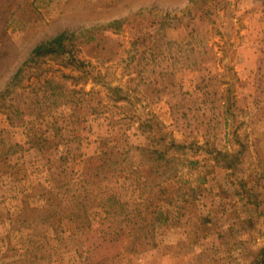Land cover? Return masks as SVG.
Masks as SVG:
<instances>
[{"label": "rangeland", "instance_id": "374dc122", "mask_svg": "<svg viewBox=\"0 0 264 264\" xmlns=\"http://www.w3.org/2000/svg\"><path fill=\"white\" fill-rule=\"evenodd\" d=\"M262 248L264 0H0V264Z\"/></svg>", "mask_w": 264, "mask_h": 264}, {"label": "trees", "instance_id": "16d2710c", "mask_svg": "<svg viewBox=\"0 0 264 264\" xmlns=\"http://www.w3.org/2000/svg\"><path fill=\"white\" fill-rule=\"evenodd\" d=\"M70 34L67 32H60L51 38L37 44L32 53L34 55L55 54L65 51L67 40ZM250 264H264V248L260 250L256 258Z\"/></svg>", "mask_w": 264, "mask_h": 264}]
</instances>
